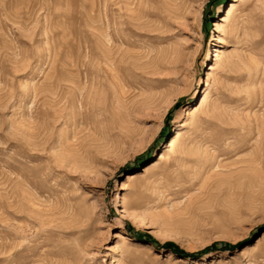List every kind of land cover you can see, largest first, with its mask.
Here are the masks:
<instances>
[{
  "label": "rangeland",
  "instance_id": "obj_1",
  "mask_svg": "<svg viewBox=\"0 0 264 264\" xmlns=\"http://www.w3.org/2000/svg\"><path fill=\"white\" fill-rule=\"evenodd\" d=\"M0 264H264V0H0Z\"/></svg>",
  "mask_w": 264,
  "mask_h": 264
},
{
  "label": "bare ground",
  "instance_id": "obj_2",
  "mask_svg": "<svg viewBox=\"0 0 264 264\" xmlns=\"http://www.w3.org/2000/svg\"><path fill=\"white\" fill-rule=\"evenodd\" d=\"M233 12H234V5H232L230 8H229V10L227 11V13L225 14V16H223L224 18L222 19V20H220V22H218L217 24H216V29H215V31H217V32H221L223 29H224V25H225V23L226 22H228L230 19H231V17H232V15H233ZM222 33V32H221ZM217 51V50H216ZM220 59V56H219V54H216V61H218ZM214 69V66H211V68H210V71L208 72V78L212 75V72H211V70H213ZM199 105L198 104H196L195 106H193V108L191 109V110H189L188 111V114H192L193 115V112L194 111H196V110H198L199 109ZM172 137V136H171ZM179 138H180V132L179 131H177L176 132V134L172 137V139L169 141V143L167 144V149L168 150H170V149H173L175 146H176V144L178 143V141H179ZM172 152V151H171ZM164 157V152H162L160 155H159V159L160 158H163ZM128 213V212H127ZM129 214V217H132L133 215H131L130 213H128ZM133 220H134V218H133ZM118 237H122V235H121V233H117L116 234Z\"/></svg>",
  "mask_w": 264,
  "mask_h": 264
}]
</instances>
